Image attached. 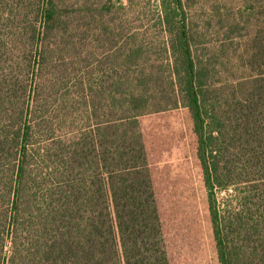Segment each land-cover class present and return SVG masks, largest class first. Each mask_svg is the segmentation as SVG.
Returning <instances> with one entry per match:
<instances>
[{"label": "trees", "instance_id": "16d2710c", "mask_svg": "<svg viewBox=\"0 0 264 264\" xmlns=\"http://www.w3.org/2000/svg\"><path fill=\"white\" fill-rule=\"evenodd\" d=\"M142 1L0 0V264H169L139 119L180 108L219 264H264V41L224 80L185 0Z\"/></svg>", "mask_w": 264, "mask_h": 264}, {"label": "rangeland", "instance_id": "374dc122", "mask_svg": "<svg viewBox=\"0 0 264 264\" xmlns=\"http://www.w3.org/2000/svg\"><path fill=\"white\" fill-rule=\"evenodd\" d=\"M157 1H142L135 7L133 20L136 14L148 13L151 6L149 18L151 15L154 18L153 6L158 5ZM117 3L126 5V0H117ZM185 4L190 24L204 26L205 42L208 43L203 47L206 58L212 53V44L224 43L223 79L232 81L250 75L252 72L244 67L241 57L246 44L255 48L264 41V0H185ZM213 8L220 10V18L214 15ZM141 33L144 41L154 43H150L149 49L161 50L155 45L162 42L161 36L152 30ZM103 52L99 51V56ZM139 125L169 264H219L189 110L180 108L146 115L139 119ZM219 198L226 200V194L220 193Z\"/></svg>", "mask_w": 264, "mask_h": 264}]
</instances>
